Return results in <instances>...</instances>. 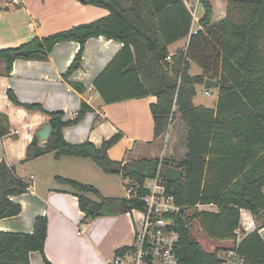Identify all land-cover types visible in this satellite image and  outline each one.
I'll list each match as a JSON object with an SVG mask.
<instances>
[{"label": "trees", "instance_id": "16d2710c", "mask_svg": "<svg viewBox=\"0 0 264 264\" xmlns=\"http://www.w3.org/2000/svg\"><path fill=\"white\" fill-rule=\"evenodd\" d=\"M80 1L105 7L110 14L16 47L0 48L8 72L17 58L46 60L56 43L74 40L80 48L64 74L69 77L82 66L88 39L104 35L120 40L124 45L95 79L96 90L107 104L155 96L156 102L150 105L154 139L168 131L178 114L188 129L187 152L177 163L151 158L123 164L108 153L121 140L122 132L100 146L90 140L71 143L65 139L63 128L77 124L93 110L86 101L73 120L65 121L62 111L50 112L39 104L22 103L9 89L8 97L14 104L42 110L49 117L51 132L45 145L39 144L36 135L28 146L27 159L50 152L57 158H92L104 172L122 174L128 181L126 187L139 183L137 197L121 198L127 211L145 208L140 199L147 193L144 183L154 177L161 164L160 176L167 191L185 207L183 213L173 215L180 234L177 253L181 263L223 264L218 247L212 252L203 249L194 232V221L198 220L209 238L234 239L241 209L264 216V0H227L226 15L217 21L213 20L211 1L199 0L204 14L193 32V16L184 0ZM4 8L0 0V10ZM187 35L186 47L171 54L169 43ZM194 63L201 73H191ZM207 78L219 82L216 107L194 102L197 85H204ZM72 84L80 92L87 90L83 83ZM115 87H124V91H115ZM62 180L76 192L86 219L109 211L120 200L102 196L94 185ZM28 186L16 175L14 165L0 161V219L22 211V205L10 196L26 192ZM198 202L216 203L219 211L188 213ZM258 230L241 239L239 252L245 264H264V242ZM47 235L46 215L36 217L32 232L0 231V264H30L33 251L41 252L46 264H52L44 252ZM127 250L123 247L116 255Z\"/></svg>", "mask_w": 264, "mask_h": 264}, {"label": "crops", "instance_id": "0c3cea01", "mask_svg": "<svg viewBox=\"0 0 264 264\" xmlns=\"http://www.w3.org/2000/svg\"><path fill=\"white\" fill-rule=\"evenodd\" d=\"M192 1L199 4V17L193 19L191 32L200 26L199 19L204 14L199 0H184L188 9L191 11L196 5ZM210 1L214 9L213 20L222 19L226 15L227 0ZM1 4L6 8L0 10V48L16 47L110 14L105 7L84 4L80 0H3ZM188 41L189 35L172 40L168 45L170 53L186 47ZM123 45L122 41L104 35L91 37L84 47L82 66L69 77L64 74L80 48V43L74 40L56 43L46 60L17 58L9 72L6 61L0 58V130L4 133L0 136V161L6 160L9 165H14L16 175L29 184L26 192L10 196L22 205V211L18 215L1 218L0 231L32 232L36 217L46 215L48 235L44 252L52 264H111L119 249L129 248L134 243L142 226L143 212L137 208L119 213L107 211L86 219L76 192L62 179L97 186L104 180H110L109 173L88 157L64 155L57 158L54 153H46L27 159L28 146L36 135L39 144L45 145L47 139L42 140L38 131L49 124V117L42 110H30L14 104L8 97V90L12 89L22 103L39 104L50 112L62 111L65 121L73 120L82 102L86 101L93 110L77 124L63 128L65 139L71 143L90 140L100 146L104 140L122 132L123 138L108 151L112 159L123 164L162 157L181 162L187 152V126L184 132L177 118L163 135L171 136L170 143L167 144L168 139L164 144L163 140L154 139L150 105L156 102L155 96L107 104L94 86L97 76ZM72 82L83 83L87 90L78 91ZM200 86L204 89L203 85H197V92ZM115 88V91H124V87ZM214 91L212 89L216 98L212 104L196 103L195 99L194 102L216 107L219 86L216 93ZM181 144L184 145L181 148L182 159L175 161L176 148ZM115 205L112 204L109 210ZM253 217L264 242V216ZM196 223L198 230L205 234L197 219ZM209 239L219 243L217 247L223 251V256L232 245V239ZM217 247L214 245V250ZM30 264H46L42 253L31 252Z\"/></svg>", "mask_w": 264, "mask_h": 264}, {"label": "built area", "instance_id": "2783aa9c", "mask_svg": "<svg viewBox=\"0 0 264 264\" xmlns=\"http://www.w3.org/2000/svg\"><path fill=\"white\" fill-rule=\"evenodd\" d=\"M14 1L18 2V0ZM191 13L193 19L197 20L198 5L191 9ZM160 171L161 164L154 177L150 178L152 182H148V179L144 183L147 193L140 197L145 203V208L141 209L143 222L136 233L134 243L124 253L116 255L111 264H182L177 253L180 234L176 229L173 215L183 213L185 207L179 205L175 196L167 191ZM139 187V183L136 182L126 187L127 197H137ZM192 208L196 211H219L216 203L198 202ZM256 228L257 224L252 213L241 209L240 224L234 230L235 238L232 239V245L225 253L223 264H245V257L239 252V245L242 237Z\"/></svg>", "mask_w": 264, "mask_h": 264}, {"label": "rangeland", "instance_id": "374dc122", "mask_svg": "<svg viewBox=\"0 0 264 264\" xmlns=\"http://www.w3.org/2000/svg\"><path fill=\"white\" fill-rule=\"evenodd\" d=\"M1 1H3V0H1ZM192 2H195V1H192ZM194 4H196V5L192 6V8H191L192 10L197 5H199L197 2H195ZM197 72H201V68L199 67L198 64L194 63L192 68H191V73L196 74ZM212 89L215 90L214 93H216L217 87L212 88ZM212 89H205V88L203 89L200 86L198 89L197 95L194 97L196 103H204L206 105L212 104V101L216 98L215 94H213V92H212ZM206 90H209L210 94H208L209 92L207 93ZM176 119L181 121L180 123H182V125H183L182 130L184 129L183 131L185 132L186 124L182 121L181 117L178 114H177L175 120ZM184 132L182 133V138H184ZM163 135L161 137H159V139H161V141L163 140L162 143L164 144L166 139H168V141L166 140L167 144L170 143L171 142V136H169V138H167V135L166 136H163ZM181 142H183V141H181ZM184 143L185 142H183L182 144H184ZM182 144H181V146L179 145L176 148V151H175L176 153H175L174 157L177 159H175V161L182 159L183 153L181 152V148L184 147V145H182ZM174 145H175V143H174ZM50 153H53V152H50ZM109 177H110L109 181L104 180V181L98 183L97 186H95L100 191L101 195L105 196V197H107V196L126 197L127 196V189L125 187L124 178L120 174H109ZM148 182H152L151 179H149ZM91 196H94L96 199H98V197L95 195H91ZM189 212L192 213L193 208H190L188 210V213ZM194 223H195V221H194ZM196 224L194 226V232H195L197 239L200 241L203 249H205L206 251L212 252L214 250V245H216V247H217V246H219V243H215L213 240L209 239L205 234L200 232L198 230L199 229L198 224L197 225ZM219 254H223V251L220 250Z\"/></svg>", "mask_w": 264, "mask_h": 264}, {"label": "water", "instance_id": "95a60500", "mask_svg": "<svg viewBox=\"0 0 264 264\" xmlns=\"http://www.w3.org/2000/svg\"><path fill=\"white\" fill-rule=\"evenodd\" d=\"M217 86H219L218 81L211 79V78H207L205 80V83H204L205 89H211ZM50 132H51V126L50 124H47L38 131V135L40 136L42 140H46L49 137ZM126 210L127 209H126L125 201L123 199H120L119 202L109 210V212L119 213V212H126Z\"/></svg>", "mask_w": 264, "mask_h": 264}]
</instances>
